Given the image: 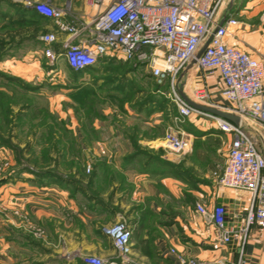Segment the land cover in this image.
Returning a JSON list of instances; mask_svg holds the SVG:
<instances>
[{
    "label": "crops",
    "instance_id": "1",
    "mask_svg": "<svg viewBox=\"0 0 264 264\" xmlns=\"http://www.w3.org/2000/svg\"><path fill=\"white\" fill-rule=\"evenodd\" d=\"M32 1H46L62 9L65 19L76 24H90L98 11L89 0ZM226 15L239 20L228 42L264 59V0H230L222 10V18ZM48 32L57 33L51 47L62 50L70 35L58 31L53 20L19 0H0V50L14 52L0 59V69L27 81L45 79L63 87L73 85V78L62 73L70 68L65 59L59 60L58 71L49 69L44 54L48 44L41 39ZM88 36L90 32L84 34ZM106 63L103 59L91 69L98 72ZM189 80L196 86L206 84L216 101L224 103L223 84L217 74L192 69L182 77L181 86ZM78 83L89 85L90 80L79 77ZM69 95L70 90L64 87L52 97ZM63 115L71 116L70 110ZM126 115L132 122L125 125L92 124L96 131L110 130L109 136L92 142L99 168L90 184L93 192L79 185L75 197L68 187L58 182L40 184L31 173L17 178L0 176V264H89L84 260L87 255L115 260L117 250L102 227L119 220L131 227L132 256L142 264H180L178 254L199 264L236 263L240 248L222 244L196 211L197 204L209 209L223 205L228 221L237 224L247 214L251 193L218 186L213 177L216 167L227 159L232 136L220 131L213 121L192 115L180 125L193 135L192 149L177 156L166 148L165 135L157 126L159 118L146 119L135 110ZM175 121L176 117L170 126H175ZM69 128L82 139L79 121ZM254 129L264 154V128H259L260 132ZM38 228L41 238L37 237ZM245 251L247 264H264L263 224L253 226Z\"/></svg>",
    "mask_w": 264,
    "mask_h": 264
},
{
    "label": "built area",
    "instance_id": "2",
    "mask_svg": "<svg viewBox=\"0 0 264 264\" xmlns=\"http://www.w3.org/2000/svg\"><path fill=\"white\" fill-rule=\"evenodd\" d=\"M34 6L44 17L53 20L57 30L70 35L56 51L51 44L57 41L56 32L41 39L48 44L44 50L51 72L58 71V62L65 59L75 71L84 72L106 57L145 66L159 84L171 89L179 109L176 125L165 133L166 148L177 156L186 155L193 145V135L180 128L187 117L196 115L213 121L232 141L224 164L213 171L218 186L246 190L251 203L244 220L230 223L223 205L213 209L197 204L196 211L212 227L222 244H236L240 254L235 264H247L246 245L250 232L257 224L264 225V154L259 149L254 130L264 128V59L228 42L239 25L233 15L222 18V10L230 0H89L98 11L90 24H76L65 19L64 11L46 1L19 0ZM86 32L90 36L84 37ZM211 37L205 52L190 67L199 50ZM217 74L223 84L220 93L224 103L210 99L206 84L188 92L182 77L188 70ZM209 88V89H208ZM192 100L221 108L239 115L238 124L188 103L180 90ZM7 162L0 153V176ZM117 250V259L104 261L87 255L89 264H142L132 256V229L125 220L105 225ZM175 252V250H172ZM180 264H199L178 254Z\"/></svg>",
    "mask_w": 264,
    "mask_h": 264
},
{
    "label": "rangeland",
    "instance_id": "3",
    "mask_svg": "<svg viewBox=\"0 0 264 264\" xmlns=\"http://www.w3.org/2000/svg\"><path fill=\"white\" fill-rule=\"evenodd\" d=\"M13 53L6 51L3 56L9 57ZM63 71L62 69L64 75L71 77L68 68ZM150 74V70L145 66H139L135 71L125 67L110 73L101 70L84 75L81 73L79 77L84 80L89 79L90 84L81 87V91L77 92L74 85L68 86L69 84L66 83L64 87L70 90V97L64 99L61 96L52 97L64 88L60 82L51 84L45 79L33 80L35 84L41 85V90L39 95L29 96L17 94L11 91L12 88L4 87L0 77V90L6 88L9 92L11 110L10 121L3 125L5 128L0 125V138L4 143L0 145V153L7 162L4 172L16 178L24 173H31L43 185L58 182V178L61 177L64 186L68 187L70 194L75 197L79 185H85L93 192L90 184L93 183L94 174L99 168L94 162L92 142L103 136H109L110 130L99 132L93 129L92 124L95 121L107 125L113 123L125 125L127 122H132L126 114L133 111V104L137 105L153 91L161 96L160 88L156 89V81ZM108 78L111 82L106 83ZM204 85L201 83L196 86L192 80L185 84L191 94L196 87ZM161 90L175 102L169 87L167 89L164 85ZM210 99L214 103H220L213 97L212 92ZM68 110L71 116H64L63 112L67 113ZM160 114L154 115L153 120L160 119V134L163 136L171 127L172 120L178 115L173 114V109L169 113L171 115L169 120H165L162 113ZM190 117L184 122L187 123ZM78 121L83 126L82 139H79L78 132L69 128L73 126V122ZM254 135L258 140L259 149L263 151L260 137ZM36 231H38L37 237L41 238L42 230L38 228Z\"/></svg>",
    "mask_w": 264,
    "mask_h": 264
},
{
    "label": "trees",
    "instance_id": "4",
    "mask_svg": "<svg viewBox=\"0 0 264 264\" xmlns=\"http://www.w3.org/2000/svg\"><path fill=\"white\" fill-rule=\"evenodd\" d=\"M3 50H0V59L3 58ZM107 63L103 66L101 69V72L107 73V72H112L113 70H119L122 68H127L131 69V71L138 70V67L140 65H134L132 62H124V61H119L114 58H109L106 57L104 58ZM71 71V78L74 80V88L77 89L76 91H81V87H86V85H82L78 83V78L79 74H81V71H75L71 67L69 68ZM91 73H93V70L91 69ZM150 76L155 80V78L150 74ZM0 77L2 79L1 83L4 85L6 88H12L11 91L17 93V94H22V95H39V92L41 90V85L35 84L33 81H27L23 79L20 76L14 75L8 71L0 70ZM111 79L108 78L106 83L110 81ZM156 81V80H155ZM111 82V81H110ZM156 84V89L160 88V95L159 93L153 91L150 92L147 98H144L143 100H140L137 105L133 104V110L143 113L144 118L149 119L151 116L156 115L157 113H162L163 117L165 120H169L170 116L169 113L171 109H173V114L179 115V110L175 102L172 100L171 97L167 96L166 94H163L162 88L168 89L167 84H159L157 81L155 82ZM6 88L3 90H0V125L3 126L4 124H7L10 119L9 116L11 115V110L9 108V97L8 94L9 92L6 91ZM81 88V89H80ZM170 109V110H169ZM169 115V116H168ZM7 122V123H5ZM159 128H161V124H157ZM3 128H5L3 126ZM1 137V136H0ZM0 145H4L3 141L0 138ZM4 175H9L7 173H3L1 176ZM13 177V176H11ZM60 177V176H59ZM58 178V177H57ZM61 178V177H60ZM58 178V183H61V185H65L62 180ZM6 179V178H2ZM63 179V178H61ZM62 181V182H61Z\"/></svg>",
    "mask_w": 264,
    "mask_h": 264
},
{
    "label": "water",
    "instance_id": "5",
    "mask_svg": "<svg viewBox=\"0 0 264 264\" xmlns=\"http://www.w3.org/2000/svg\"><path fill=\"white\" fill-rule=\"evenodd\" d=\"M211 41V37L209 38V40L204 44V46H202V48L199 50V52L196 55V58L191 62L190 67L193 66L196 62L197 59L199 57H201V55L205 52V50L207 49L209 43ZM181 95L183 96V98L190 103L192 106H194L195 108L204 110L206 112H210L213 113L215 115L221 116L223 118H226L236 124H238L241 120L239 115L230 113L226 110H223L221 108L215 107V106H210V105H206V104H202V103H198L194 100H192L191 98H189L186 93L183 91V89L180 90Z\"/></svg>",
    "mask_w": 264,
    "mask_h": 264
}]
</instances>
